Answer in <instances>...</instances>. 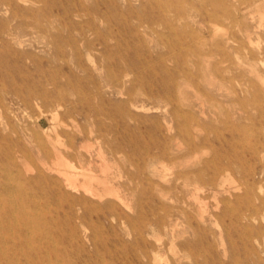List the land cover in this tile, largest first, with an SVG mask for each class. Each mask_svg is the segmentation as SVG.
Masks as SVG:
<instances>
[{"label": "rangeland", "instance_id": "374dc122", "mask_svg": "<svg viewBox=\"0 0 264 264\" xmlns=\"http://www.w3.org/2000/svg\"><path fill=\"white\" fill-rule=\"evenodd\" d=\"M263 168L264 0H0V264H264Z\"/></svg>", "mask_w": 264, "mask_h": 264}, {"label": "bare ground", "instance_id": "6f19581e", "mask_svg": "<svg viewBox=\"0 0 264 264\" xmlns=\"http://www.w3.org/2000/svg\"><path fill=\"white\" fill-rule=\"evenodd\" d=\"M257 2V1H260V0H252V2ZM100 153H102V152H100ZM54 170V169H53ZM51 172H52V170H51ZM262 172L264 173V168H263V170H262ZM64 177H65V179H66V181H65V184L67 185V187L68 188H73V187H76V182L74 181V179H73V176L72 175H70V174H67V173H61ZM85 187H86V189H88V187L86 186V184L84 183L83 184ZM12 201V200H11ZM264 208V207H263ZM255 211L254 212H251V213H249L248 214V216L249 217H251V216H254L255 214H258L259 213V206H256L255 208ZM185 211V210H184ZM26 218V217H25ZM16 221V220H15ZM29 224V223H28ZM33 224V223H32ZM27 226V225H26ZM30 227H32V226H30ZM33 232V231H32ZM10 264V263H9Z\"/></svg>", "mask_w": 264, "mask_h": 264}]
</instances>
